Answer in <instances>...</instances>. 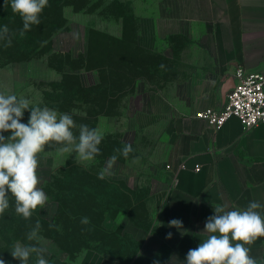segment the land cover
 <instances>
[{
    "label": "crops",
    "instance_id": "crops-1",
    "mask_svg": "<svg viewBox=\"0 0 264 264\" xmlns=\"http://www.w3.org/2000/svg\"><path fill=\"white\" fill-rule=\"evenodd\" d=\"M153 1L155 12L134 11L132 18L140 48L168 58L164 52L174 51V92L169 100L152 94L148 102L171 137V186L152 228L120 235L132 250H84L68 264H186L188 250L207 238L203 229L214 206H264V125L243 130L232 117L214 129L195 117L222 108L238 67L264 72V0ZM258 211L264 215V207ZM173 219L182 229L169 226ZM247 247L264 264V237Z\"/></svg>",
    "mask_w": 264,
    "mask_h": 264
},
{
    "label": "rangeland",
    "instance_id": "rangeland-1",
    "mask_svg": "<svg viewBox=\"0 0 264 264\" xmlns=\"http://www.w3.org/2000/svg\"><path fill=\"white\" fill-rule=\"evenodd\" d=\"M156 6L153 0H77L73 6L63 9L66 30L54 35L53 49L73 54L84 52L91 28L120 35L124 24L127 33L131 34L138 28V21L131 19L130 14L134 11L138 14L155 12ZM121 15L125 18H120ZM166 53L169 58L156 53L132 58L130 63L138 68L131 73L135 79L126 93L93 104L85 100L76 102L50 97L49 94L53 93L49 84L59 81L61 73L49 68L45 57L28 62H9L0 52V92L29 99L32 105L67 112L76 122L75 132L78 133L79 125L86 124L99 129L104 137L99 145L100 154L90 162L79 161L75 153L58 151L59 146L48 148L39 155V187L43 188L49 201L44 208H38V214L48 221L59 215L54 201L58 186L65 194L70 186H74L73 191L80 200L75 209L61 214L63 233L60 235L53 227L40 224L39 235L49 249L50 254L45 256L49 264H68L84 250H132L133 243H125L120 235L127 231L149 230L158 220L165 193L171 186L168 165L171 137L164 117L153 114L148 102L152 94L169 100L174 92V60L170 59L174 51ZM92 80L96 81V78ZM95 112H100L96 122L93 119ZM28 117L29 112L25 111L22 122L27 123ZM129 143L133 152L126 159L116 150ZM113 155L118 157L112 168L115 175L99 179L98 173ZM134 159L138 162H133ZM75 168L77 172L72 171ZM85 188L91 194L94 191V196L90 194L84 198ZM88 206L93 211H88ZM102 210L104 213L101 214ZM85 216L90 221L86 225L81 223ZM2 223L6 226L9 220ZM31 229L24 227L15 234L26 237ZM28 243L33 241L27 240ZM32 259L36 264V257Z\"/></svg>",
    "mask_w": 264,
    "mask_h": 264
},
{
    "label": "clouds",
    "instance_id": "clouds-1",
    "mask_svg": "<svg viewBox=\"0 0 264 264\" xmlns=\"http://www.w3.org/2000/svg\"><path fill=\"white\" fill-rule=\"evenodd\" d=\"M48 3L49 0H11L13 13L22 20V32L40 24L41 14ZM0 40H7L6 46L11 45L7 25L0 29ZM25 111L29 112L27 123L22 122ZM76 128V122L67 112L32 105L29 99L0 92V215L10 207L9 197L14 199L16 214L25 220H29L38 208L47 205L49 197L39 187L38 175L39 155L46 149L59 146L58 151L75 153L81 162L93 161L100 154L99 145L104 138L100 130L81 124L77 133ZM5 133L9 135L5 136ZM116 151L127 159L133 147L129 143ZM117 158L113 155L109 159L107 166L98 173L99 179L115 175L112 168ZM262 207L256 201L249 202L244 209L233 206L226 210L222 205L214 206V214L207 218L203 229L207 238L196 248L188 250L186 264H257L247 245L264 237V215L258 211ZM89 222L87 217L81 219L82 224ZM169 226L182 229L183 224L181 220L173 219ZM40 227L37 221L27 233V240L35 243L17 242L13 245L10 254L20 264H29L33 255L36 264H49L45 256L50 253L42 243ZM171 235L168 233V238ZM0 264H5L2 258Z\"/></svg>",
    "mask_w": 264,
    "mask_h": 264
},
{
    "label": "trees",
    "instance_id": "trees-1",
    "mask_svg": "<svg viewBox=\"0 0 264 264\" xmlns=\"http://www.w3.org/2000/svg\"><path fill=\"white\" fill-rule=\"evenodd\" d=\"M76 1L49 0L48 6L41 14L40 24L33 25L30 31L22 32V20L19 15L13 13L10 7L11 0H0V29L7 25L11 39L10 46H6L7 40H0V52L4 53L3 56L9 62H28L45 57L48 67L61 73L59 81L49 84L53 93V95L49 94L50 97L76 102L85 100L94 104L101 99L112 100L123 96L129 84H132L135 79L131 74L134 73L133 69L138 68V65L130 63L131 59L138 57L139 54L151 56L155 53L140 48L135 42L137 28L133 30V33L128 34L127 25L124 24L120 38L91 28L87 33L84 52L73 54L55 51L53 49L54 35L66 30L67 19L63 15V9L73 6ZM129 17L132 19V14ZM120 18L125 17L121 15ZM92 78H96L97 82ZM99 115L100 112L94 113V122ZM72 171L77 172V168ZM73 188L74 186H70L65 194L59 190L58 186L59 192L54 195V201L60 216L55 215L52 221L42 218L38 214V209L29 220L23 219L16 214L14 199L9 197L10 207L3 215H0V237H2L0 238V255H4L2 259L6 264L17 261L10 254L13 245L17 242L27 243L25 240L27 236L15 234L21 228H33L39 221L40 224L48 227L51 225L57 235L63 233L61 214L63 215L68 209H75L80 201ZM85 191L87 193L84 192V198L91 194L89 189L85 188ZM91 195L94 196V191ZM88 211L93 210L88 206ZM85 217L89 219L88 216ZM4 220H9L8 225L3 226ZM98 225L100 226V220ZM33 257L34 255L30 258L29 264H35Z\"/></svg>",
    "mask_w": 264,
    "mask_h": 264
},
{
    "label": "built area",
    "instance_id": "built-area-1",
    "mask_svg": "<svg viewBox=\"0 0 264 264\" xmlns=\"http://www.w3.org/2000/svg\"><path fill=\"white\" fill-rule=\"evenodd\" d=\"M233 80V87L221 109L201 110L195 117L214 129L220 128L232 117L239 120L243 130L264 125V72H249L238 67Z\"/></svg>",
    "mask_w": 264,
    "mask_h": 264
}]
</instances>
